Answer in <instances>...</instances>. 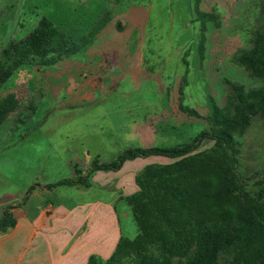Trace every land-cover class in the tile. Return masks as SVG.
<instances>
[{"label":"rangeland","instance_id":"obj_1","mask_svg":"<svg viewBox=\"0 0 264 264\" xmlns=\"http://www.w3.org/2000/svg\"><path fill=\"white\" fill-rule=\"evenodd\" d=\"M263 9L264 0H0V71L13 62L2 49L20 43L42 17L57 28L56 45L63 44L61 53L51 54L56 63L37 65L31 57L0 81L3 192L22 199L34 184L76 178V168L87 174L95 159L111 161L125 148L187 143L213 128L219 133L223 127L210 118L213 106L227 107L233 116L236 87H264V77L250 75L239 61L254 48L264 53ZM230 133L238 177L251 194L263 193L264 112ZM87 135L98 136L107 155L85 149L77 162L71 158L76 151L67 147ZM214 146L206 138L195 152ZM174 161L152 156L127 164L123 174L132 175L136 187L119 199V232L110 229V239L138 236L127 199L148 167ZM236 236V246L221 250V264L245 258L256 264V248L244 232ZM167 248L143 244L121 263L165 252L174 263L186 260ZM114 250L92 255L106 260Z\"/></svg>","mask_w":264,"mask_h":264},{"label":"trees","instance_id":"obj_2","mask_svg":"<svg viewBox=\"0 0 264 264\" xmlns=\"http://www.w3.org/2000/svg\"><path fill=\"white\" fill-rule=\"evenodd\" d=\"M57 34L54 23L45 16L20 43L12 41L4 47L2 54L12 55L13 62L8 68H1L0 81L6 82L31 57L37 59V65L56 63L51 54L61 53L63 47L61 43L56 45ZM202 39H205L204 33ZM239 61L250 75L264 77V53L257 48L240 56ZM233 97V116L227 107L212 108V124L223 127L219 133L213 128L212 134L202 131L187 143L127 148L111 161L95 159L87 174L80 175L75 166L76 178L43 186L52 188L74 183L89 186L96 171H118L128 160L152 156L175 159L168 165L148 167L146 176L137 181L139 190L127 199L138 226V236L134 240L121 237L109 258L103 260L91 255L87 264H122L123 257L143 244L158 242L166 245L171 255H187L186 260L174 263L165 252L157 259H140L137 264H221V250L236 246V234L240 231L245 233L247 243L256 248V264H264V192L251 194L238 177L230 133L236 127H245L250 116L264 112V87H236ZM188 112L197 114L195 110ZM4 113L2 108L0 116ZM206 138L215 140V146L206 152H195ZM36 187L37 184L32 185L27 195ZM10 209L6 208L0 218V231H7L16 223ZM240 262L254 264L248 258Z\"/></svg>","mask_w":264,"mask_h":264},{"label":"crops","instance_id":"obj_3","mask_svg":"<svg viewBox=\"0 0 264 264\" xmlns=\"http://www.w3.org/2000/svg\"><path fill=\"white\" fill-rule=\"evenodd\" d=\"M99 144L103 143L98 136L87 135L82 143L67 148L76 151L71 158L79 162L85 149L105 153L107 147ZM140 159L126 161L118 171H96L89 186L74 183L46 188L59 180L42 181L22 199L13 192L4 193L0 182V218L9 207L16 218L12 228L0 231V264H87L93 253L116 247L120 237L113 241L108 234L110 229L119 232V199L136 187L133 176L123 173L129 162Z\"/></svg>","mask_w":264,"mask_h":264}]
</instances>
